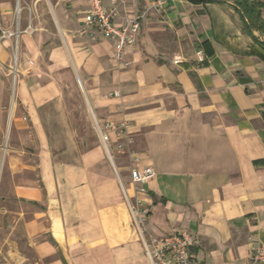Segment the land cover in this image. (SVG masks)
Wrapping results in <instances>:
<instances>
[{"label": "crops", "instance_id": "crops-1", "mask_svg": "<svg viewBox=\"0 0 264 264\" xmlns=\"http://www.w3.org/2000/svg\"><path fill=\"white\" fill-rule=\"evenodd\" d=\"M215 1L172 0L156 10L152 0H118L119 25L144 16L120 60L98 28L78 34L88 0H24V14L18 7L21 25L39 31L25 35L20 65L27 57L39 64L42 36L55 27L52 65H66L83 83L95 116L128 123V137L111 133L112 151L99 141L57 154L37 81L18 79L21 103L8 121L0 114V126L34 128L35 158L23 161L29 139L4 137L0 192L33 209L24 225L40 264H152L149 234L192 232L202 264H249L254 244L264 243V33L246 28L236 0ZM8 5H0L4 27L13 18ZM11 53L10 41L0 44V63ZM119 142L130 143L134 168L154 169L147 194L118 162ZM138 197L148 211L144 233L134 216Z\"/></svg>", "mask_w": 264, "mask_h": 264}, {"label": "rangeland", "instance_id": "rangeland-1", "mask_svg": "<svg viewBox=\"0 0 264 264\" xmlns=\"http://www.w3.org/2000/svg\"><path fill=\"white\" fill-rule=\"evenodd\" d=\"M4 2L9 3L13 18L8 26L4 27L0 24V44L10 41L12 53L10 60L0 63V114L5 115L8 121L9 112L14 105L21 103L20 100L18 101V79L31 77L37 81L38 91L44 95L43 99H39L43 100L39 104V111L43 115L51 149L59 154L68 151L81 153L90 147H95L99 141L102 142L98 122L103 119L95 116L91 111L83 83L75 79L74 73L66 65L54 67L50 62L49 51L53 45L59 44L56 35L52 34L55 27L49 25L47 34L44 33L42 36L45 43L39 64L33 57H27L21 66L20 48L25 35H37L39 31L30 24L27 27L21 25L20 13L28 12L24 0H21L19 5L18 0H0V5ZM18 7L21 8L20 13ZM23 51L24 53L26 51L24 47ZM37 70L40 71L39 75L36 73ZM23 114L21 110L19 116H24ZM24 120L29 121L25 118ZM35 135L34 128L19 131L16 127L9 128L7 122L0 126V141L7 136L20 140H24V137L29 139L22 155L23 161H33L35 158V145L31 141L35 139ZM116 145L122 152L118 162L129 165L132 170L133 164L137 161L130 157L133 153L130 143L119 142ZM109 147L111 148L109 151L115 147L112 140ZM2 168L1 165L0 181L5 183L7 177L2 178ZM3 196L4 194L0 192V264H40L34 251V244L27 239L24 225L26 220L29 221L34 217L33 209L13 195ZM147 214L148 211L146 217ZM141 225L146 228V221L145 226Z\"/></svg>", "mask_w": 264, "mask_h": 264}, {"label": "built area", "instance_id": "built-area-1", "mask_svg": "<svg viewBox=\"0 0 264 264\" xmlns=\"http://www.w3.org/2000/svg\"><path fill=\"white\" fill-rule=\"evenodd\" d=\"M172 0H152V7L156 10L163 9ZM88 0V8L82 28L78 31L80 36H87L91 30L98 28L104 38L112 39L116 43L115 58L120 60L127 46L137 42L142 26L143 14L127 18L125 23L119 25L118 20V0ZM118 94V93H117ZM101 140L105 145L111 142V133L116 132L118 136L125 137L128 130L127 121L113 122L102 120L98 122ZM155 175L151 167L144 169L133 168L131 170L132 183L137 187L139 195L148 193L146 185ZM133 210L136 222L141 232H146L145 216L146 210L142 209V200L138 197ZM198 244V240L192 232L183 231L166 236H154L149 234V241H146L147 251L152 264H202L193 258L192 248ZM249 264H264V243L254 244L251 251Z\"/></svg>", "mask_w": 264, "mask_h": 264}, {"label": "trees", "instance_id": "trees-1", "mask_svg": "<svg viewBox=\"0 0 264 264\" xmlns=\"http://www.w3.org/2000/svg\"><path fill=\"white\" fill-rule=\"evenodd\" d=\"M236 6H238L243 12L248 21L246 28L251 30H259L264 33V3L260 0H236Z\"/></svg>", "mask_w": 264, "mask_h": 264}, {"label": "water", "instance_id": "water-1", "mask_svg": "<svg viewBox=\"0 0 264 264\" xmlns=\"http://www.w3.org/2000/svg\"><path fill=\"white\" fill-rule=\"evenodd\" d=\"M216 1H219V0H216ZM216 1H215V2H216ZM239 11H240V13H241V15H242V17H243L245 23L248 25V21H247L246 17L244 16L243 12L241 11V9H239Z\"/></svg>", "mask_w": 264, "mask_h": 264}]
</instances>
